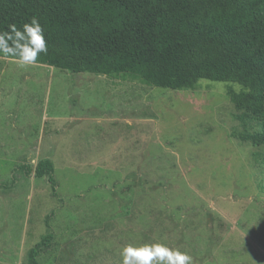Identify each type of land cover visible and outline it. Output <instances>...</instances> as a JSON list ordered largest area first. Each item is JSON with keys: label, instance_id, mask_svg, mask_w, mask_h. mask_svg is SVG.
Returning a JSON list of instances; mask_svg holds the SVG:
<instances>
[{"label": "rangeland", "instance_id": "rangeland-1", "mask_svg": "<svg viewBox=\"0 0 264 264\" xmlns=\"http://www.w3.org/2000/svg\"><path fill=\"white\" fill-rule=\"evenodd\" d=\"M0 57V264H121L160 242L193 264H264V166L230 134L228 88L192 91ZM262 151V150H260ZM50 160L59 199L20 165Z\"/></svg>", "mask_w": 264, "mask_h": 264}, {"label": "trees", "instance_id": "trees-1", "mask_svg": "<svg viewBox=\"0 0 264 264\" xmlns=\"http://www.w3.org/2000/svg\"><path fill=\"white\" fill-rule=\"evenodd\" d=\"M32 16L48 45L38 65L171 91L237 83L226 91L240 127L230 135L259 149L253 160L264 166V0H0V32ZM17 169L45 178L59 199L50 160ZM52 240L48 232L26 264H38Z\"/></svg>", "mask_w": 264, "mask_h": 264}, {"label": "clouds", "instance_id": "clouds-1", "mask_svg": "<svg viewBox=\"0 0 264 264\" xmlns=\"http://www.w3.org/2000/svg\"><path fill=\"white\" fill-rule=\"evenodd\" d=\"M47 53L44 29L36 16L19 27L9 24L0 32V56L12 59L18 67L35 65L39 63L38 57ZM119 256L121 264H193L186 252L160 242L122 246Z\"/></svg>", "mask_w": 264, "mask_h": 264}, {"label": "crops", "instance_id": "crops-1", "mask_svg": "<svg viewBox=\"0 0 264 264\" xmlns=\"http://www.w3.org/2000/svg\"><path fill=\"white\" fill-rule=\"evenodd\" d=\"M6 59H7V58H2V57H1V60L3 61V65H6V63H7V61H8V60H6ZM8 62H9V61H8ZM14 63H15V62H14ZM8 66H9V65H7V66H3V67L0 66V69L2 70L4 67L7 68Z\"/></svg>", "mask_w": 264, "mask_h": 264}]
</instances>
